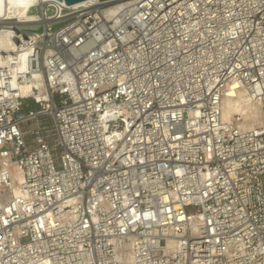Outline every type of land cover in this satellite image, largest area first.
<instances>
[{
	"label": "built area",
	"instance_id": "1",
	"mask_svg": "<svg viewBox=\"0 0 264 264\" xmlns=\"http://www.w3.org/2000/svg\"><path fill=\"white\" fill-rule=\"evenodd\" d=\"M29 13L0 18V264H264V123L222 118L232 85L264 113V0Z\"/></svg>",
	"mask_w": 264,
	"mask_h": 264
},
{
	"label": "bare ground",
	"instance_id": "2",
	"mask_svg": "<svg viewBox=\"0 0 264 264\" xmlns=\"http://www.w3.org/2000/svg\"><path fill=\"white\" fill-rule=\"evenodd\" d=\"M45 1L47 0H0V18L7 15L8 18H14L15 20L19 19V21L36 20L38 19V15L36 13H29V10L31 6L41 5ZM3 23L6 25L4 26L1 24L0 26V65L8 61L6 55H9L16 48L14 33L12 29L6 27L10 23ZM29 52L30 50L25 51L19 58L21 60L25 59ZM40 85L41 82L39 80H33L26 84L23 89L25 91H35V89H40ZM237 116H239V119ZM222 118L226 122L238 120V124L244 129L259 123H264V113L260 101L245 90L237 88V85L230 86L226 91V95L222 102ZM258 119L261 120L258 121ZM254 121L257 122L255 123ZM18 177L20 180L23 179L20 170Z\"/></svg>",
	"mask_w": 264,
	"mask_h": 264
},
{
	"label": "water",
	"instance_id": "3",
	"mask_svg": "<svg viewBox=\"0 0 264 264\" xmlns=\"http://www.w3.org/2000/svg\"><path fill=\"white\" fill-rule=\"evenodd\" d=\"M60 1H64L68 5H72L85 0H60Z\"/></svg>",
	"mask_w": 264,
	"mask_h": 264
},
{
	"label": "rangeland",
	"instance_id": "4",
	"mask_svg": "<svg viewBox=\"0 0 264 264\" xmlns=\"http://www.w3.org/2000/svg\"><path fill=\"white\" fill-rule=\"evenodd\" d=\"M37 9H38V8H37ZM57 26H58V24L56 25V27H57ZM38 29H42V27H39ZM235 117H236V115H235ZM259 120H261V119H258V121H259ZM254 122L256 123L257 121H254ZM253 124H254V123H253ZM253 124H252V125H253ZM250 126H251V125H250Z\"/></svg>",
	"mask_w": 264,
	"mask_h": 264
}]
</instances>
